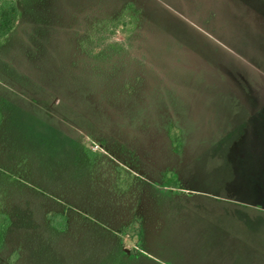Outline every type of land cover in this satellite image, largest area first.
<instances>
[{
	"label": "rangeland",
	"instance_id": "rangeland-1",
	"mask_svg": "<svg viewBox=\"0 0 264 264\" xmlns=\"http://www.w3.org/2000/svg\"><path fill=\"white\" fill-rule=\"evenodd\" d=\"M16 1L0 44L15 149L0 202L18 264H264V0H139L145 22L127 11L116 27L115 1ZM155 86L164 99L150 95L134 117L88 99L107 113ZM102 134L124 150L107 151ZM78 144L95 153L89 166ZM55 197L80 207L58 240L42 218ZM105 228L133 252L126 261Z\"/></svg>",
	"mask_w": 264,
	"mask_h": 264
},
{
	"label": "trees",
	"instance_id": "trees-1",
	"mask_svg": "<svg viewBox=\"0 0 264 264\" xmlns=\"http://www.w3.org/2000/svg\"><path fill=\"white\" fill-rule=\"evenodd\" d=\"M92 1H94V3H98V4H104L106 2H114L115 1V2H118L119 5L122 6V9L120 10L119 15H115L116 16V22L114 24H112L113 27H116L117 24H119L123 21L122 19L125 17V15H123V13H125L127 11H133L134 15L139 14L140 17H137L136 19L142 23H144L145 19L148 18L147 9L145 7L143 8L142 4L139 3V0H92ZM19 16H20V8H19V5H18L16 0H0V44L6 42L8 40V38L10 37V35L14 32V30L17 27V22H18ZM108 22L109 21L107 19H105L104 23H108ZM107 26H109V24H107ZM108 30L110 31L112 29L110 28ZM93 38L94 37H92L91 39H93ZM9 64L13 65L12 62ZM23 78L28 79V81L31 82V83L25 82L26 86H24L23 90H26L28 88V86H30V90H29V88L27 89L28 92L31 95L33 94L34 97L37 98V96L34 94L33 87H31V86H35L33 83V79L29 78L25 75H23ZM86 79L89 80L88 78H86ZM81 82L86 83L87 81L86 82L81 81ZM84 83H82L83 86H85L87 84V83L86 84H84ZM85 87H87V85ZM148 91L150 93L145 92L146 94L144 95V97H142V94H140V93L136 94L133 97H130V98L128 97L125 101L124 108H122V109H120L121 106L115 107L113 105H110L109 106L110 108L108 109V111H110V109H113V107H114V108L118 109L117 113L116 112H110L109 113L108 111L106 113L104 105H100L101 103H100V101H98V99L95 101L93 99V95L89 96L90 94L89 93H87V94L89 96L88 99H92L93 104L99 106L98 110L101 113H104L105 115H109L110 117L114 116L116 119H120L121 117L126 116L125 115L126 113L132 114L134 117V115L143 112L145 109L147 112H149L148 107H145L143 105H148V103L150 102L149 101L150 95H152V94H154V96L155 95L160 96V98H162V99H164L163 97H165V92L161 88L158 89V87H156V86L154 87V89H149ZM53 94L56 95V99H58L57 94L56 93H53ZM95 99H96V97H95ZM35 100H37V99H35ZM48 113L51 114L52 112L50 113V111H49ZM4 121H5V115L0 110V143H1V146H0V150H1L0 151V173L7 171V167H6V163H5L4 159L9 157L15 150L9 143L5 142L6 139H8V138H6V136H4V134L2 132V131H4L3 130ZM113 126H114V129L118 130L119 126H117V124H116V126L115 125H113ZM100 141H102L101 143L103 144V146L106 148L107 151L111 150L115 154H119L120 152H122L124 150L123 147L125 144L123 142H120L118 139H114V138L107 139V136L102 134ZM77 150L79 151L81 156L84 158V161L89 166V159L93 158V156H95V153H93L92 151H90L88 149H86L83 152L80 149L79 144H78ZM128 151H129V153L135 152V151L131 150V148H128ZM165 153L166 154L172 153V151L170 149V150H168V152L166 151ZM132 154H134L135 157L138 158L135 153H132ZM24 163H25L24 160H20V162H19V164L21 166H24V168H25L26 165ZM152 163H154V162H152ZM130 169L129 168L127 169V167H126L127 171L132 172V170H130ZM25 171L28 172L29 175L32 174L28 169H25ZM161 173L163 174L162 170L160 171V174ZM26 176L27 175H24L23 177H25L26 178L25 180L28 181ZM129 178L131 179L130 183L135 185L134 182L136 181V178H140V177L129 176ZM141 180L144 181L143 179H141ZM140 192H142V194L145 195L144 189L141 190ZM0 198H1V196H0ZM0 203L2 204V205H0V264H18L21 255L19 254L18 251L15 252L13 250L14 246L12 247L11 242H10V232H11L12 224L14 223L12 216H11V213H10L11 207H10V205H7L6 202H0ZM61 204L64 205V207H66V208H64V207L61 208ZM46 206L43 209L44 211H42V213H44V215L42 216L43 223H45V225L47 227V231L49 232V234L51 236H53L56 240H58L61 237H63L67 232H69V230L71 228L70 227L71 222L72 223L74 222V219L72 217L70 218V216H69L70 213H68L66 215V212H73L74 213V212H76L75 209L77 210V207H79V206L77 205V206L73 207L70 203L67 205L64 202H62L61 200H58L57 197H55V199H53V201H51V203H49V205L47 207ZM136 214L137 213H135L134 215H136ZM138 217H139V219H136L137 220L136 223L142 222L143 217L141 218L140 215ZM102 223L105 224V221H103ZM144 224L145 223L142 222L141 228L139 227V230H141L139 232L140 236H137L138 244L139 245L141 244V246H142V240L141 239H142V232L144 229ZM106 230L110 234V237H111L110 240L114 243V245L116 246V248L118 250L117 251L118 257H120L123 260V262L126 261L130 257V255L133 254V252L122 247L123 242H122L121 235H118L117 233H115L111 230H108V229H106ZM126 251H128L129 254L126 253Z\"/></svg>",
	"mask_w": 264,
	"mask_h": 264
}]
</instances>
